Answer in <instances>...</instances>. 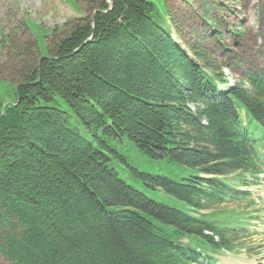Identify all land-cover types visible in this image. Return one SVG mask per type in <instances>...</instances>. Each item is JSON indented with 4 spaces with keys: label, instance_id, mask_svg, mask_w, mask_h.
<instances>
[{
    "label": "trees",
    "instance_id": "1",
    "mask_svg": "<svg viewBox=\"0 0 264 264\" xmlns=\"http://www.w3.org/2000/svg\"><path fill=\"white\" fill-rule=\"evenodd\" d=\"M83 1L89 16L52 29L46 57L33 37L0 42L19 63L14 105L1 115L0 101V258L216 264L223 252L252 254L264 75L241 70L230 83L235 65L183 48L166 5ZM139 156L177 165L180 180L144 172Z\"/></svg>",
    "mask_w": 264,
    "mask_h": 264
},
{
    "label": "rangeland",
    "instance_id": "2",
    "mask_svg": "<svg viewBox=\"0 0 264 264\" xmlns=\"http://www.w3.org/2000/svg\"><path fill=\"white\" fill-rule=\"evenodd\" d=\"M151 1L163 10L166 5L174 21L172 27L180 34L177 41L183 48L206 49L218 64L235 65L232 73L224 70L229 82L239 79L241 70L264 75V0H205L202 8L196 0H191V4L181 0ZM217 1L221 10L216 9ZM86 16L89 14L83 0H0V42L3 43V36L12 35L13 41L23 45L33 37L40 56L46 57L47 37L52 29H62L64 34L70 22ZM18 64L8 47L0 48V101L4 104L12 100ZM58 104L65 107L62 100ZM135 162L144 172L164 175L174 181H179L182 175L177 165L140 156ZM260 178L261 185L251 192L260 199L257 206L262 211V220L251 230L257 234L244 240L252 254L222 253L216 257L217 264H264V174ZM225 208L231 206L220 207ZM0 264L6 263L0 258Z\"/></svg>",
    "mask_w": 264,
    "mask_h": 264
},
{
    "label": "water",
    "instance_id": "3",
    "mask_svg": "<svg viewBox=\"0 0 264 264\" xmlns=\"http://www.w3.org/2000/svg\"><path fill=\"white\" fill-rule=\"evenodd\" d=\"M7 105H14V104H12L11 102H10V103H5V104L3 105V109H2V113H1V115L3 114L4 109H5V107H6ZM1 115H0V116H1Z\"/></svg>",
    "mask_w": 264,
    "mask_h": 264
}]
</instances>
